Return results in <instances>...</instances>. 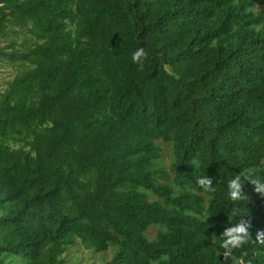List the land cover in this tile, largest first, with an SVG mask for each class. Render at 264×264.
<instances>
[{
  "label": "trees",
  "instance_id": "obj_1",
  "mask_svg": "<svg viewBox=\"0 0 264 264\" xmlns=\"http://www.w3.org/2000/svg\"><path fill=\"white\" fill-rule=\"evenodd\" d=\"M5 64L0 264H64L76 244L105 264H264L218 237L238 213L264 231V193L226 190L264 177V0H0ZM169 142L170 174L148 171Z\"/></svg>",
  "mask_w": 264,
  "mask_h": 264
},
{
  "label": "clouds",
  "instance_id": "obj_2",
  "mask_svg": "<svg viewBox=\"0 0 264 264\" xmlns=\"http://www.w3.org/2000/svg\"><path fill=\"white\" fill-rule=\"evenodd\" d=\"M144 56L143 48H137L132 53V61L138 62ZM198 166V162H194ZM213 177L208 175L199 176L195 178V183L203 190H213ZM245 182H250L255 185V190L259 193H264V177L256 179L250 175L249 172L241 170L239 173L232 175L226 184L228 199L232 202H241L244 197L242 194V186ZM246 214H234L232 219L227 220L226 226L223 227V231L219 234V250L223 257H229L234 250L241 249L246 242H252L257 245L264 246V231H257L255 234V240L253 241L249 229L250 221L245 218ZM236 264H251V261L236 260Z\"/></svg>",
  "mask_w": 264,
  "mask_h": 264
},
{
  "label": "rangeland",
  "instance_id": "obj_3",
  "mask_svg": "<svg viewBox=\"0 0 264 264\" xmlns=\"http://www.w3.org/2000/svg\"><path fill=\"white\" fill-rule=\"evenodd\" d=\"M20 39L17 40L19 45ZM6 42L1 43V45ZM16 74L14 66L5 64L0 67V92L5 88L6 83L11 81ZM160 153L158 158L153 160L152 164L147 167L148 171L161 170L170 174L172 164V146L171 143H159ZM156 228L152 227L147 232V237L153 239L155 237ZM111 258V249L105 253H93L92 251L84 250L79 244L70 246L63 254L62 259L64 264H105Z\"/></svg>",
  "mask_w": 264,
  "mask_h": 264
}]
</instances>
